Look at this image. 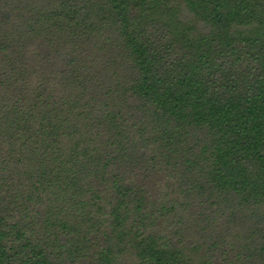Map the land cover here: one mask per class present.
Here are the masks:
<instances>
[{"label":"trees","instance_id":"16d2710c","mask_svg":"<svg viewBox=\"0 0 264 264\" xmlns=\"http://www.w3.org/2000/svg\"><path fill=\"white\" fill-rule=\"evenodd\" d=\"M264 264V0H0V264Z\"/></svg>","mask_w":264,"mask_h":264},{"label":"rangeland","instance_id":"374dc122","mask_svg":"<svg viewBox=\"0 0 264 264\" xmlns=\"http://www.w3.org/2000/svg\"><path fill=\"white\" fill-rule=\"evenodd\" d=\"M224 262H222L221 260L219 262H221L220 264H235V259L234 257H230V258H225L223 260ZM127 264H134L133 261H131V259L127 260Z\"/></svg>","mask_w":264,"mask_h":264}]
</instances>
